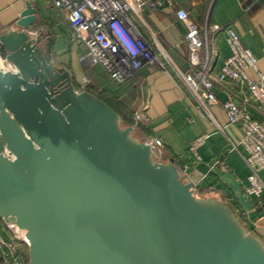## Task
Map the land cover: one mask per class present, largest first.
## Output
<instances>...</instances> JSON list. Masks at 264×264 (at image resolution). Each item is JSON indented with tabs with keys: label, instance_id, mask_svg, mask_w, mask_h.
Here are the masks:
<instances>
[{
	"label": "water",
	"instance_id": "95a60500",
	"mask_svg": "<svg viewBox=\"0 0 264 264\" xmlns=\"http://www.w3.org/2000/svg\"><path fill=\"white\" fill-rule=\"evenodd\" d=\"M25 6L0 33V219L24 232L28 264H264L230 202L75 89Z\"/></svg>",
	"mask_w": 264,
	"mask_h": 264
},
{
	"label": "crops",
	"instance_id": "0c3cea01",
	"mask_svg": "<svg viewBox=\"0 0 264 264\" xmlns=\"http://www.w3.org/2000/svg\"><path fill=\"white\" fill-rule=\"evenodd\" d=\"M25 2L36 10L31 36L44 34L41 44L46 42L45 35L53 38L52 61L70 73L75 89L96 95L116 110L123 124L133 127L132 134L138 140L159 138L163 143L159 159L173 158L180 177L191 182L195 191L230 202L249 231L264 243V191L259 197L247 193L250 170L241 144L243 132L228 122L221 106L228 98L241 103L242 95L236 85L223 82L214 86L217 102L202 106L173 68L188 69L185 27L175 17V9L182 8L199 27L209 51L214 50V71L229 56L230 48L225 32H212L211 27L230 25L256 56L264 73V0H175L172 8L144 7L139 17L131 16L132 20L161 55L165 67L140 68L119 84L112 82L101 66H85L79 61L86 48L76 38L66 13L53 0H0V33L15 26L25 11ZM250 76L255 77L253 72ZM84 77L87 82H83ZM200 136L205 138L197 148L200 159L196 160L190 147ZM259 176L264 181V168ZM0 230L9 244L0 245V264H15L17 259L26 263V242L20 241L15 229L1 219Z\"/></svg>",
	"mask_w": 264,
	"mask_h": 264
},
{
	"label": "built area",
	"instance_id": "2783aa9c",
	"mask_svg": "<svg viewBox=\"0 0 264 264\" xmlns=\"http://www.w3.org/2000/svg\"><path fill=\"white\" fill-rule=\"evenodd\" d=\"M53 3L66 13L76 38L86 48L79 61L85 66H101L112 82L122 83L143 67H165L161 55L138 32L131 16L139 17L144 7L172 8L175 0H53ZM175 17L185 27L188 69L173 68L196 101L205 107L215 104L214 86L223 82L236 85L242 95L241 103L228 98L221 106L228 122L238 125L243 132L241 144L247 152L245 162L250 170L246 191L259 197L264 191V181L259 176L264 168V73L258 67V59L242 44L232 26L213 25L212 32H225L230 48L229 56L214 71L211 58L215 52L209 51L197 24L182 8L175 9ZM250 72L254 73V78ZM83 82H87V78L84 77ZM204 138L200 136L191 144L196 160L200 159L197 148ZM146 143L159 158L162 141L152 138ZM7 242L0 230V245H9ZM15 264L27 263L17 259Z\"/></svg>",
	"mask_w": 264,
	"mask_h": 264
},
{
	"label": "trees",
	"instance_id": "16d2710c",
	"mask_svg": "<svg viewBox=\"0 0 264 264\" xmlns=\"http://www.w3.org/2000/svg\"><path fill=\"white\" fill-rule=\"evenodd\" d=\"M112 108V107H111ZM113 109V108H112ZM116 111V110H115ZM117 112V111H116ZM118 113V112H117ZM119 114V113H118ZM120 115V114H119ZM121 116V115H120ZM197 193H199V195H201V196H204L205 194H203V193H201V192H199L198 190L196 191ZM206 196V195H205ZM234 211H235V214H236V216H237V218L240 220V222L249 230V227L247 226V224H246V222H245V220L241 217V216H239V214L236 212V210H235V208H234ZM26 263L28 264V248H27V245H26Z\"/></svg>",
	"mask_w": 264,
	"mask_h": 264
},
{
	"label": "rangeland",
	"instance_id": "374dc122",
	"mask_svg": "<svg viewBox=\"0 0 264 264\" xmlns=\"http://www.w3.org/2000/svg\"><path fill=\"white\" fill-rule=\"evenodd\" d=\"M17 235H18V238H19L20 241L25 242V241H24L25 238H24L23 235L20 234V231L17 232ZM26 252H27V251H26Z\"/></svg>",
	"mask_w": 264,
	"mask_h": 264
},
{
	"label": "bare ground",
	"instance_id": "6f19581e",
	"mask_svg": "<svg viewBox=\"0 0 264 264\" xmlns=\"http://www.w3.org/2000/svg\"><path fill=\"white\" fill-rule=\"evenodd\" d=\"M20 234L24 236V232L20 231ZM24 238H25V236H24ZM25 241H26V238H25Z\"/></svg>",
	"mask_w": 264,
	"mask_h": 264
}]
</instances>
